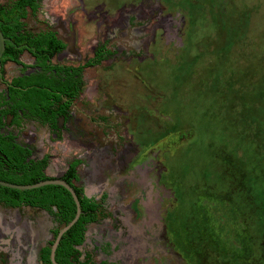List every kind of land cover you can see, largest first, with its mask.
<instances>
[{"label":"rangeland","instance_id":"1","mask_svg":"<svg viewBox=\"0 0 264 264\" xmlns=\"http://www.w3.org/2000/svg\"><path fill=\"white\" fill-rule=\"evenodd\" d=\"M76 4L42 0L26 24L48 23L49 17L65 22L73 12L80 62L90 58L96 39H116L118 56L132 57L83 70L85 91L74 105L76 117L105 120L102 144L133 143L165 157L172 230L182 231L181 225L220 234L226 214L242 211L261 218L258 235L264 241V0H82L81 9ZM98 9L102 16L95 14ZM164 17L170 24L165 45L154 26ZM12 74L7 69L5 78ZM35 132V157L53 151L46 174L59 176L70 149L51 144L43 128ZM226 188L240 195L227 198ZM142 209L146 215L157 212L146 203ZM119 211L130 214L128 205ZM131 222L123 220L138 232Z\"/></svg>","mask_w":264,"mask_h":264},{"label":"flooded vegetation","instance_id":"2","mask_svg":"<svg viewBox=\"0 0 264 264\" xmlns=\"http://www.w3.org/2000/svg\"><path fill=\"white\" fill-rule=\"evenodd\" d=\"M75 1L76 7L81 9L82 0ZM41 2L36 13L28 12L22 20L23 31L32 36L51 33L58 44L48 49L53 52L48 62L62 70L40 71L36 55L32 53L34 48L25 43L15 47V51L18 50L15 60L2 63L3 49L0 56V94L8 100V90H11L15 93L16 102L11 106L0 104V176L11 175L13 177L9 178L12 180L26 179L29 172L18 171L17 167L22 164V159L24 163L30 161L36 164L31 174L39 172L46 180L63 181L72 189L77 201L86 199L97 207L94 221L85 225L82 242L69 258L70 264H264V241L258 235L261 218L254 214L242 211L240 214H226L223 218V227L225 223L226 228L220 234L216 231H188L181 225L182 231L172 230L173 221L166 210L173 208L174 201L172 190L166 184L168 180H164L165 157L162 154L151 156L145 152V146L140 148L133 143H123L120 148L117 144H102L107 143L102 131L105 120L91 121L84 114L79 113L76 117L73 112L75 103L81 100L85 91L84 69L102 62L112 63L114 58H127L128 62L132 57L118 56V50L112 48L118 43L116 39H103L101 42L96 39L90 49V58L80 62L82 58L76 47L78 39L72 21L73 12L66 14L65 22L49 17L48 23L26 24L29 16H36ZM95 14L102 16V11L98 9ZM138 14L135 10L131 12L135 18ZM159 20L160 23H154V26L161 31L165 45L166 29L170 24L166 17ZM147 44L150 43L147 41ZM64 61L66 63L62 64ZM7 69L15 73L8 79L5 78ZM41 77L47 86L35 84ZM58 77H61L59 81ZM13 80H17V84H13ZM64 82L69 86L64 87ZM41 99L44 102L40 103ZM45 105L49 106L47 112ZM29 107L36 110V115L27 113ZM37 110L41 114H37ZM44 117H50V120L44 122ZM26 126L30 129L25 131ZM35 128L45 129L51 144L63 142L70 149L71 154L59 176L46 174L49 161L55 158L53 151L35 157L38 147ZM163 136L171 138V134ZM172 153L167 155L172 156ZM70 165L74 166L71 172ZM40 181L45 180L34 183ZM156 185H159V190ZM163 189L166 192L162 194ZM231 194L240 195L227 188L223 192L227 198ZM145 203L148 207L156 206V214L146 215L142 209ZM123 204L129 207L127 216L120 214ZM140 209L141 212L138 211ZM55 212L53 205L48 209L30 203L11 206L0 200V264H52L50 247L58 231L68 223H59ZM129 219L131 224L137 223L138 232H133L123 223ZM220 246L223 248L221 252ZM46 250L48 262L44 257Z\"/></svg>","mask_w":264,"mask_h":264},{"label":"trees","instance_id":"3","mask_svg":"<svg viewBox=\"0 0 264 264\" xmlns=\"http://www.w3.org/2000/svg\"><path fill=\"white\" fill-rule=\"evenodd\" d=\"M40 0H9L6 5H0V32L2 36L9 39V42H5V48L3 52V60H15V55L18 53V50L15 51V47L21 43H25L34 48L32 53L37 59V64L39 65L40 71L43 73L49 72L52 69L56 71H61L57 67L49 65L48 59L53 54L49 52L51 48H55L58 44L53 35L50 33L39 34L38 36H32L30 34H25L22 27V20L27 16L28 12L30 14L36 13L38 9V3ZM66 71V69H64ZM61 77H58V81ZM63 79H67L64 78ZM45 79L38 78L35 84L39 86H47L44 84ZM13 84H17V80L12 81ZM58 86L63 87V84H58ZM66 82H64V87H68ZM15 93L11 90H8V100H5V97L0 94V104L5 105H15ZM44 102V99L40 100V103ZM44 104V103H43ZM42 104V105H43ZM45 110L47 112L48 105H45ZM13 109V108H12ZM36 110L28 108L27 113L30 115H36ZM37 114H41L37 110ZM50 120V117H44L43 121ZM22 164L17 167L18 171L29 172L27 178L23 180L10 179L13 177L0 176V180L9 182L17 185H28L34 183L36 180H46L45 177L36 172L31 174L33 167L36 165L32 162L24 163L22 159ZM264 166V162L261 164ZM259 166V165H257ZM73 165H70V172L73 169ZM32 177V178H31ZM0 200L6 201L11 206L20 205L21 203H30L32 205L48 209L50 205H53L56 209L55 215L58 219V222L61 224H66L69 222L74 215V204L66 190L60 186L47 185L36 189L30 190H13L9 188L0 187ZM80 204L81 215L78 220L62 235L56 250L54 260L57 264H70L69 258L76 253V247L79 246L82 242L84 227L86 224L94 221L96 214L95 205L90 204L86 199H78ZM45 262H48V251H45Z\"/></svg>","mask_w":264,"mask_h":264},{"label":"water","instance_id":"4","mask_svg":"<svg viewBox=\"0 0 264 264\" xmlns=\"http://www.w3.org/2000/svg\"><path fill=\"white\" fill-rule=\"evenodd\" d=\"M6 41L5 38H3V36L0 33V56L3 52L4 49V42ZM47 185H58L63 187L64 189H66L72 200L73 203L75 205V214L74 217L72 218V220L70 222H68L66 225H64L57 233L53 244L50 247V261L52 264H55L54 260H53V254H54V250L56 249V246L58 244V241L60 239V237L77 221V218L79 216V204L78 201L74 195V192L72 191V189L63 181L61 180H45V181H40L31 185H14V184H8L5 182L0 181V186L5 187V188H9V189H15V190H30V189H36V188H40L43 186H47Z\"/></svg>","mask_w":264,"mask_h":264}]
</instances>
